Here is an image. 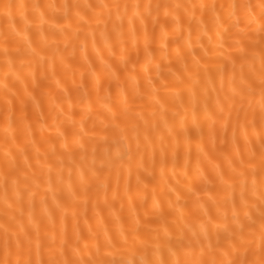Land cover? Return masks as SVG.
Wrapping results in <instances>:
<instances>
[{
  "label": "snow or ice",
  "instance_id": "snow-or-ice-1",
  "mask_svg": "<svg viewBox=\"0 0 264 264\" xmlns=\"http://www.w3.org/2000/svg\"><path fill=\"white\" fill-rule=\"evenodd\" d=\"M0 204V264H264V0H3Z\"/></svg>",
  "mask_w": 264,
  "mask_h": 264
},
{
  "label": "bare ground",
  "instance_id": "bare-ground-1",
  "mask_svg": "<svg viewBox=\"0 0 264 264\" xmlns=\"http://www.w3.org/2000/svg\"><path fill=\"white\" fill-rule=\"evenodd\" d=\"M3 0H0V3H2ZM40 2L45 3L48 2V0H40ZM93 2H95V0H93ZM188 2H200V0H188ZM219 2V0H218ZM174 45H171L170 47H172ZM156 55L159 56L160 53L159 51L156 52ZM89 56L90 59L95 61L93 68L95 71H97L98 74L104 76L106 78V73L104 72L102 66L99 64V61L96 60L95 55L91 52V48H89ZM57 72L58 75L55 78H52L48 81V85L50 88V91L53 93V95L57 96V97H63L64 92L63 89L64 88H68L71 91V94L73 96H75L76 92H75V88L73 87V79H75L76 84H80L82 77H81V73H83V82L85 83L86 88H91L92 87V77L90 75V70L88 69L87 64H83L82 67H77L75 69V72L73 74V71L69 70L67 72L63 71L62 69H60L59 65L57 66ZM60 80L61 81V85L60 87H57L55 80ZM37 96L39 98V94L37 92ZM47 104L48 101L47 99H45L43 101V106H44V110L47 111ZM65 108H67V104L65 103ZM28 112L30 117H32L33 119H35L34 116V110L32 108V105L29 104L28 106ZM46 135L48 134L47 132L45 133ZM52 135L55 136V130H52ZM57 147H59V141H57ZM193 157H195V145H193ZM73 179L75 180V177H73ZM131 182H132V186H133V193L135 194L136 191V183H135V172H133L132 178H131ZM158 195H159V189L157 190ZM51 195V194H50ZM141 195H146L148 198V205H151V201H152V189L151 186H149L148 190L146 193H141ZM137 204H139V200L136 201ZM0 207H2V204H0ZM119 207V204H117V208ZM106 214V213H105ZM89 215H91V211L89 212ZM94 223V221H93Z\"/></svg>",
  "mask_w": 264,
  "mask_h": 264
}]
</instances>
